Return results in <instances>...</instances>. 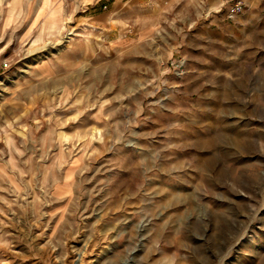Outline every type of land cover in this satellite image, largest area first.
Returning <instances> with one entry per match:
<instances>
[{"label":"rangeland","instance_id":"rangeland-1","mask_svg":"<svg viewBox=\"0 0 264 264\" xmlns=\"http://www.w3.org/2000/svg\"><path fill=\"white\" fill-rule=\"evenodd\" d=\"M44 2L0 0V264H264V0Z\"/></svg>","mask_w":264,"mask_h":264},{"label":"crops","instance_id":"crops-1","mask_svg":"<svg viewBox=\"0 0 264 264\" xmlns=\"http://www.w3.org/2000/svg\"><path fill=\"white\" fill-rule=\"evenodd\" d=\"M51 2H53L54 0H50ZM257 4L259 3L258 1L256 2ZM262 4H264V2H261ZM45 6V5H44ZM43 6V7H44ZM51 6L54 7V5ZM47 10L48 8L46 7L44 14H46L45 16H47L48 19H50L51 17L48 16L47 14ZM60 10V9H59ZM58 11V10H57ZM43 14V15H44ZM58 16H60V12H57ZM56 17V14L54 15ZM52 18V19H55ZM244 21V20H242ZM245 22H241V23H234L232 24H228V23H221L219 27L215 28L212 27L209 30H207V42H208V46L207 48V57H208V61H207V66L209 69H214L217 72H220L221 69H223L222 65L217 66L216 65V60H217V56H218V50H217V46L215 47V44L217 43V45L219 43H222L224 46L228 47V42H229V35L232 37V35H234L236 32L239 34H247V33H251L254 34L255 30L252 28L254 26V24H249L248 26H245L243 28H239V26H243ZM237 24V25H236ZM204 34L200 35V39L197 40V42H199L200 40H203L202 38H204L203 36ZM235 36L234 40H235V45L237 46L238 43H240L238 39L239 36ZM255 39H252V42H254ZM198 45V43H197ZM202 45V44H200ZM232 49L234 48V45H231ZM231 57H232V65L237 64L240 60H241V55L238 52H233L231 53ZM235 63V64H234Z\"/></svg>","mask_w":264,"mask_h":264},{"label":"bare ground","instance_id":"bare-ground-1","mask_svg":"<svg viewBox=\"0 0 264 264\" xmlns=\"http://www.w3.org/2000/svg\"><path fill=\"white\" fill-rule=\"evenodd\" d=\"M45 2H44V7H42L43 9H42V11H41V14L43 15L44 14V12H45V9H46V7L48 8V10H47V15L48 16H50L51 18H54V15L56 14V12H57V10L59 9V7H52L51 6V1L50 0H44ZM12 8H13V6H12V4H10V8H9V14H11L12 13ZM43 24H45L44 22H43ZM52 24L54 25V23L52 22ZM44 29V28H43ZM37 38H40L39 36L37 37ZM99 134V131H95L93 134H92V137L94 138V136H95V138L96 137H98V136H96V135H98ZM99 138H100V136H99ZM58 189H62V191H63V193H66L67 191H68V184L67 183H64L61 187L60 186H58Z\"/></svg>","mask_w":264,"mask_h":264},{"label":"built area","instance_id":"built-area-1","mask_svg":"<svg viewBox=\"0 0 264 264\" xmlns=\"http://www.w3.org/2000/svg\"><path fill=\"white\" fill-rule=\"evenodd\" d=\"M242 11H243V4L240 1H238L234 3L232 6H230V8L227 10V17L233 18Z\"/></svg>","mask_w":264,"mask_h":264}]
</instances>
